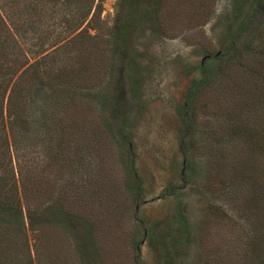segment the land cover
Segmentation results:
<instances>
[{
  "label": "rangeland",
  "instance_id": "rangeland-1",
  "mask_svg": "<svg viewBox=\"0 0 264 264\" xmlns=\"http://www.w3.org/2000/svg\"><path fill=\"white\" fill-rule=\"evenodd\" d=\"M0 114V264H264V0H0Z\"/></svg>",
  "mask_w": 264,
  "mask_h": 264
},
{
  "label": "trees",
  "instance_id": "trees-1",
  "mask_svg": "<svg viewBox=\"0 0 264 264\" xmlns=\"http://www.w3.org/2000/svg\"><path fill=\"white\" fill-rule=\"evenodd\" d=\"M88 9H89V7H88ZM87 15V11L84 13V16H82V18L84 17L85 18V16ZM29 70H28V68H25L24 70H23V72L24 73H27ZM20 79H22V78H19V79H17L14 83H13V85L10 87V89H9V92H8V96H7V107H8V114H9V112L11 111V106L12 105H15V102H16V100H17V102L19 103V104H22L24 101H19V99H18V97H17V95H16V93L18 92V82L20 81V83H21V80ZM42 82V81H41ZM21 88H22V85H21ZM16 95V96H15ZM16 99V100H15ZM13 103V104H12ZM17 104V103H16ZM11 108V109H10ZM8 114H7V116H8ZM0 116H2V114H0ZM3 117V116H2ZM3 122V119H1L0 120V124ZM1 125H3V124H1Z\"/></svg>",
  "mask_w": 264,
  "mask_h": 264
}]
</instances>
